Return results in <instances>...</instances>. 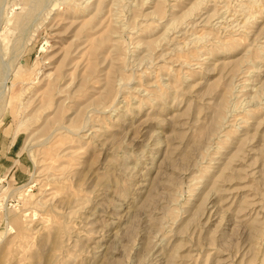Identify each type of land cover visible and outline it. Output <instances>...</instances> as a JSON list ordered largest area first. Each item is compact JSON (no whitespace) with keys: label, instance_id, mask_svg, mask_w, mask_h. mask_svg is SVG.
<instances>
[{"label":"rangeland","instance_id":"1","mask_svg":"<svg viewBox=\"0 0 264 264\" xmlns=\"http://www.w3.org/2000/svg\"><path fill=\"white\" fill-rule=\"evenodd\" d=\"M0 264H264V0H0Z\"/></svg>","mask_w":264,"mask_h":264}]
</instances>
